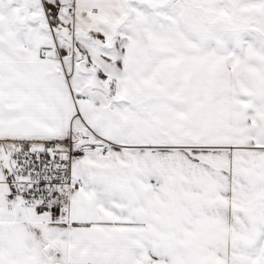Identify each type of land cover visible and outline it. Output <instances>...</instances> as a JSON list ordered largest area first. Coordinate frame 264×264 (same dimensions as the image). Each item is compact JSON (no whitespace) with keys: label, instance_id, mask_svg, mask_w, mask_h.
<instances>
[{"label":"snow or ice","instance_id":"snow-or-ice-1","mask_svg":"<svg viewBox=\"0 0 264 264\" xmlns=\"http://www.w3.org/2000/svg\"><path fill=\"white\" fill-rule=\"evenodd\" d=\"M0 264H264V0H0Z\"/></svg>","mask_w":264,"mask_h":264}]
</instances>
